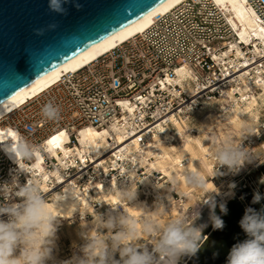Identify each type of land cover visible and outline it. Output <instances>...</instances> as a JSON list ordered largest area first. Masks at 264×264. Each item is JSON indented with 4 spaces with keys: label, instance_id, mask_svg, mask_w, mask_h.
<instances>
[{
    "label": "bare ground",
    "instance_id": "1",
    "mask_svg": "<svg viewBox=\"0 0 264 264\" xmlns=\"http://www.w3.org/2000/svg\"><path fill=\"white\" fill-rule=\"evenodd\" d=\"M184 1L186 0H167L140 20L19 91L0 104V119L28 99L59 82L64 75L81 70L134 36L143 34L160 16L169 13ZM214 2L225 13L242 42L247 46V53L254 59L264 56V22L259 20L248 1L214 0ZM247 53L241 46L234 44L217 56L220 63L234 64L241 60L245 62V66L234 73V79L222 87L220 98L203 100L202 105L197 110H193L189 117L171 115L170 124L167 125V121L159 122L154 129L144 133L145 135H142L140 139L137 138L139 133L147 130L148 126L132 133L124 131L117 124L103 129L85 126L77 132L78 141L74 145H69L70 135L66 130L58 132L49 139L45 149L51 157L55 158L56 169L49 173L46 172L43 166L44 158L40 153L33 162L32 169L38 172L39 177H35V180L40 183L43 191L48 192L46 182L51 175L59 179L61 184L63 183L62 189L55 191L48 199L49 207L57 211L56 201L61 199L62 194L65 197L64 200L57 202L62 212L58 217L60 220L58 227L64 225L65 222L74 224L77 220H81L83 227L88 228L89 231L93 227L95 214L106 217L112 210L108 204L114 207L123 205L130 214L137 218L144 215L143 209L131 208L126 201L120 199L119 189L131 184L132 180L136 182L135 187L138 191L137 200L133 203L143 205L148 211H156L157 205L163 204L165 210L169 211L168 215L161 217V221L165 222L169 216H178L186 212L191 204L204 197V193L189 188L183 176L186 170H195L201 166L204 169V175L209 179L210 190L216 191L212 193L211 200L207 198L204 200L206 208L208 207L205 215L200 218L199 222H194V226L200 228L202 234L212 222L211 217L216 201L227 205L229 200L236 196L233 186L227 185L223 179L219 180V185L215 183L214 144L230 136L236 140V143H242L249 135L246 130L254 133L260 125L264 127V122H261L264 113V77L262 74L264 63L263 59L249 63ZM177 74V79L174 81L167 79V81L170 84L174 82L182 86L183 91L193 100L194 104H191L193 108L197 98L192 90L191 73L186 68H181ZM255 90H259L258 93ZM124 107L130 113L135 110L129 102H125ZM194 116L197 118L198 126L194 125ZM10 139H16L15 131L9 127H0V142H9L7 140ZM142 139L144 142L140 141ZM3 146L11 152L19 167L24 170L26 166L23 162L20 166L12 150V144L4 143ZM259 149L264 157V141L255 148L256 151ZM109 159L111 160L110 165ZM89 165L94 166V177L81 179V183L74 178L64 180L61 175V170L74 166L80 170L79 176L81 177ZM140 169H143L144 176H139ZM156 173L162 176L156 177ZM118 174L122 175L124 180H120ZM177 174L180 175L177 177ZM174 177H177L179 182V188L176 190L172 189L170 183ZM137 183L140 185L138 186ZM70 188L75 189L76 197L70 194ZM175 192L184 197L180 203L175 200ZM140 193L145 196L144 199L140 197ZM150 197L154 198V208L150 206ZM94 204H98L99 209H95ZM102 209L104 212L99 211ZM119 211H123L122 206ZM89 214L93 215L92 219H88ZM0 219L7 220L8 217L4 215ZM59 239L57 229L55 251L58 250ZM140 242L146 243L149 250H152L153 246L149 247L148 242L143 240ZM53 255L56 263L60 262L56 252ZM117 255V259H120L118 253Z\"/></svg>",
    "mask_w": 264,
    "mask_h": 264
},
{
    "label": "built area",
    "instance_id": "2",
    "mask_svg": "<svg viewBox=\"0 0 264 264\" xmlns=\"http://www.w3.org/2000/svg\"><path fill=\"white\" fill-rule=\"evenodd\" d=\"M247 1L259 20L264 22V0ZM234 44L247 53V46L214 0H186L160 16L143 34L134 36L81 70L64 75L59 82L10 111L0 119V127H9L16 134L41 146L43 166L49 173L56 169V160L47 153L45 145L62 130L70 135L69 145H74L78 141L77 132L85 126L103 129L117 124L129 133L148 126L147 130L139 133L137 138L140 139L159 122L167 121L166 124H170L171 115L189 117L193 110L202 105L203 100L220 98L222 87L234 79L238 69L245 66L244 60L234 64L218 61L217 56ZM261 59L264 63V56L254 59L247 53L249 63ZM181 68L191 73L192 90L197 98L193 108V100L182 86L167 81L177 79V71ZM262 74L264 77V70ZM258 91L255 90L256 93ZM48 102L59 106V120L48 121L43 117L41 109ZM125 102L134 106L132 113L125 109ZM140 141L144 142L143 139ZM263 141L264 127L260 125L242 145L256 153L257 160L263 154L255 148ZM4 143L12 144L10 141L0 142V186L11 184L14 178L19 186H23L30 179L39 177L38 172L32 169L36 159L23 162L28 172L22 170L11 152L4 148ZM249 167L245 164L238 173H234L236 177L229 182L234 190L251 187V177L246 173ZM220 169L225 170L226 166ZM79 172L78 168L68 166L61 170V175L64 180L74 178L81 183V179L94 177V166L89 165L81 177ZM118 176L124 180L122 175ZM139 176H144L143 169H140ZM46 183V199L62 189L63 183L52 175ZM18 191L19 187L7 197L0 193V204L19 203L21 198L16 195ZM174 196L179 203L184 200L183 195L177 192ZM194 206L183 213L187 214ZM196 207L200 215L195 221L206 210L204 205Z\"/></svg>",
    "mask_w": 264,
    "mask_h": 264
},
{
    "label": "clouds",
    "instance_id": "3",
    "mask_svg": "<svg viewBox=\"0 0 264 264\" xmlns=\"http://www.w3.org/2000/svg\"><path fill=\"white\" fill-rule=\"evenodd\" d=\"M66 5L77 11L83 9L79 0H49V10L60 15L68 14ZM57 27L56 23H52L47 28H37L34 31L36 35L42 36L46 31ZM41 112L48 121L61 118L59 106L52 102L45 104ZM246 131L251 134L250 130ZM16 135L18 139L7 141L12 143V150L21 166V162L36 159L41 146L33 144L19 133ZM214 158L217 175L221 166L238 173L246 163H252L257 154L245 148L242 143H236L230 136L214 144ZM23 169L28 172L26 168ZM183 176L189 188L205 194L201 201L213 198L211 194L216 191L210 190L209 179L204 175L203 167L188 169ZM177 177L170 181L173 190L179 188ZM135 183L132 180L131 184L119 189L120 199L126 201L131 208L143 209L144 215L137 218L123 205L114 207L108 204L112 210L106 217L95 214L93 227L83 234L85 242L80 248L82 255L74 256L64 264H177L182 256L197 254L202 245L201 230L193 223L200 215L197 205L187 214L169 216L162 222L161 217L169 212L163 204H158L156 211H148L143 205L133 203L138 197ZM18 187L16 195L21 198L19 203L0 204V217H8L7 220L0 219V264H56L53 250L60 224L58 217L62 214L57 202L65 197L61 195V199L56 201L57 211H53L39 182L30 179L27 184L19 186L15 178L11 184L0 186V193L7 197ZM69 191L75 196L74 188ZM260 199L257 194L253 203ZM121 206L123 211H119ZM221 210L226 214V205H221ZM211 219L215 229L224 227L223 221L214 213ZM240 226L248 239L232 247L227 264H264V209H247ZM141 240L151 243L152 250H149L146 243H141ZM117 253L120 259H116Z\"/></svg>",
    "mask_w": 264,
    "mask_h": 264
},
{
    "label": "water",
    "instance_id": "4",
    "mask_svg": "<svg viewBox=\"0 0 264 264\" xmlns=\"http://www.w3.org/2000/svg\"><path fill=\"white\" fill-rule=\"evenodd\" d=\"M166 1L79 0L82 10L66 5L68 14L60 15L49 10V0H0V104ZM52 23L58 27L35 34ZM258 175H264V166L250 174L251 187L235 189L226 214L216 201L214 214L224 227L215 229L212 221L197 254L182 256L177 264H227L232 247L248 239L240 226L246 210L264 209V179ZM257 194L261 199L253 203Z\"/></svg>",
    "mask_w": 264,
    "mask_h": 264
},
{
    "label": "rangeland",
    "instance_id": "5",
    "mask_svg": "<svg viewBox=\"0 0 264 264\" xmlns=\"http://www.w3.org/2000/svg\"><path fill=\"white\" fill-rule=\"evenodd\" d=\"M199 116L200 115H198V117ZM193 122L195 126H198L197 118H195V116H194ZM261 122L262 123L264 122V113H263ZM259 153L262 154L260 149H259ZM263 160H264V157H260L259 159L253 161L250 164L246 163L247 166H250L248 170L246 171V173L250 175L251 173H256L257 170H260V168L264 166ZM110 161L111 160L109 159L108 160L109 165L111 164ZM216 169H217V163L215 166V171ZM155 176L158 177L157 174H155ZM235 177L236 176L234 175V173L230 172L227 168L225 170H222L219 168L218 174L216 175V178H214V180H215V183L219 185V180L223 179L224 181H226L228 185L229 182ZM258 177L259 179H264V175H258ZM137 184L138 186L140 185L139 183ZM139 190H141V188H139ZM139 195L142 199L145 198V196L142 193H140ZM211 195L213 196V194ZM200 201L201 200H197L196 202L191 204V206L197 205L201 207L202 205H204L206 208L205 202L204 201L200 202ZM149 203H150V206L154 208L153 206L154 198L153 197L149 198ZM94 205L96 207L95 209H99L98 204H94ZM99 211L104 212V209L99 210ZM87 217L88 219H92L93 215L89 214ZM199 219L198 221H195V222H199ZM81 222H82L81 220H77L74 224H68V222H65L64 225L58 227V232L60 236V239L58 241V250L57 251L53 250V254L56 252L57 256L59 257L60 262L56 264H64V262L71 261L74 256L82 255V253L80 252V248L83 246L85 242L83 234L88 231V228L83 227ZM105 234H106V231H105ZM151 246H152L151 243H149V247ZM117 258H118V255H116V259Z\"/></svg>",
    "mask_w": 264,
    "mask_h": 264
},
{
    "label": "snow or ice",
    "instance_id": "6",
    "mask_svg": "<svg viewBox=\"0 0 264 264\" xmlns=\"http://www.w3.org/2000/svg\"><path fill=\"white\" fill-rule=\"evenodd\" d=\"M14 135V134H13ZM53 143H55V141H53Z\"/></svg>",
    "mask_w": 264,
    "mask_h": 264
}]
</instances>
